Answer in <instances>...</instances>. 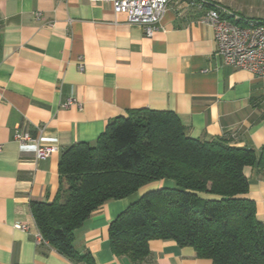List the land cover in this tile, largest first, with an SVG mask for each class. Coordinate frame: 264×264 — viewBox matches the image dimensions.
<instances>
[{"label":"crops","instance_id":"obj_1","mask_svg":"<svg viewBox=\"0 0 264 264\" xmlns=\"http://www.w3.org/2000/svg\"><path fill=\"white\" fill-rule=\"evenodd\" d=\"M201 1L264 19V0ZM207 9L170 0L153 35L145 37L108 0H0V264H84L37 242L30 203L54 200L66 148L94 146L107 124L130 110L171 111L189 137H229L233 145L252 147L258 161L264 78L220 64L213 31L201 22ZM17 133L54 144L56 151L36 159L19 150ZM243 173L249 184L244 197L264 225V177L256 164ZM172 187L161 180L106 202L74 231V248L94 264H140L112 254L109 224L143 192ZM148 249L146 264H213L170 240H151Z\"/></svg>","mask_w":264,"mask_h":264},{"label":"trees","instance_id":"obj_2","mask_svg":"<svg viewBox=\"0 0 264 264\" xmlns=\"http://www.w3.org/2000/svg\"><path fill=\"white\" fill-rule=\"evenodd\" d=\"M234 14V13H233ZM256 164L264 177V145L256 161L250 146L229 137L193 139L171 111L135 109L116 117L94 146L66 148L58 161L59 188L51 203L31 202L35 226L46 245L75 263L94 264L73 245L74 231L106 202L124 199L150 184L108 228L116 257L146 264L151 240L190 246L213 264H264V225L244 195L243 169Z\"/></svg>","mask_w":264,"mask_h":264},{"label":"built area","instance_id":"obj_3","mask_svg":"<svg viewBox=\"0 0 264 264\" xmlns=\"http://www.w3.org/2000/svg\"><path fill=\"white\" fill-rule=\"evenodd\" d=\"M114 13H124L127 23L139 27L145 37H151L163 17L170 0H108ZM193 7L206 4L208 9L201 22L211 27L216 43L215 57L221 65L249 71L264 78V19H248L233 14L227 9L204 2L189 0ZM83 71V65H79ZM68 105L70 102L67 103ZM15 141L22 152L33 153L36 159L49 157L56 151L55 145L43 139L31 140L26 134L17 133ZM3 145L0 143V151ZM16 228L27 231V226ZM37 242L46 244L38 230Z\"/></svg>","mask_w":264,"mask_h":264}]
</instances>
